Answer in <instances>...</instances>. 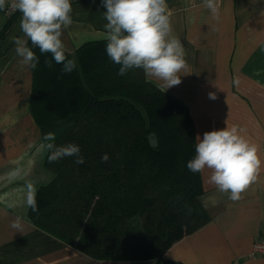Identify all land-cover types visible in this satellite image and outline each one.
I'll use <instances>...</instances> for the list:
<instances>
[{
  "label": "trees",
  "instance_id": "16d2710c",
  "mask_svg": "<svg viewBox=\"0 0 264 264\" xmlns=\"http://www.w3.org/2000/svg\"><path fill=\"white\" fill-rule=\"evenodd\" d=\"M26 46L39 58L31 68L30 113L48 147L44 166L54 175L30 203L31 223L96 260L181 264L163 255L210 220L199 201L200 173L187 168L196 145L187 108L142 69L118 75L106 39L65 51L76 62L71 73L30 40ZM72 144L84 163L75 155L55 158Z\"/></svg>",
  "mask_w": 264,
  "mask_h": 264
},
{
  "label": "crops",
  "instance_id": "0c3cea01",
  "mask_svg": "<svg viewBox=\"0 0 264 264\" xmlns=\"http://www.w3.org/2000/svg\"><path fill=\"white\" fill-rule=\"evenodd\" d=\"M166 2L169 38L180 40L187 67L181 83L167 90L161 81L145 74L146 79L187 108L195 140L238 126L259 146L264 161V0H217L218 16L202 0ZM105 11L102 0L72 3L73 23L61 36L66 52L105 39ZM20 19L18 12L7 26L0 10V264H156L93 259L29 220L38 188L54 175L44 166L48 147L30 113L31 68L15 50V38L27 41ZM200 176L199 201L210 220L175 242L163 258L181 264H264V258L248 256L254 238L264 239V164L239 201L209 183V170Z\"/></svg>",
  "mask_w": 264,
  "mask_h": 264
},
{
  "label": "clouds",
  "instance_id": "9594fccd",
  "mask_svg": "<svg viewBox=\"0 0 264 264\" xmlns=\"http://www.w3.org/2000/svg\"><path fill=\"white\" fill-rule=\"evenodd\" d=\"M106 11L105 52L108 58L120 65L118 75L129 70L142 69L146 75L162 82L169 89L181 83L180 73L186 69L184 47L180 40L169 38L170 15L166 0H102ZM213 16H218L217 0H202ZM6 0H0L3 10ZM14 7L21 13L20 30L41 54L50 53L52 60L63 65L64 73H71L76 62L67 58L61 39L62 30L73 23L71 0H15ZM16 53L22 65L35 69L39 58L26 46V40L15 38ZM51 67L52 61H46ZM234 84L238 85L239 80ZM209 98L216 99L215 93ZM238 126L224 127L197 135L195 155L187 162L193 173L210 171L209 183L231 201H239L242 194L256 180L264 161L259 146L242 133ZM75 155L76 163H84L80 147L72 144L57 150L55 158ZM109 159L107 154L102 162ZM214 203V198H208ZM34 207V205H33ZM13 227L19 228L14 222Z\"/></svg>",
  "mask_w": 264,
  "mask_h": 264
},
{
  "label": "built area",
  "instance_id": "2783aa9c",
  "mask_svg": "<svg viewBox=\"0 0 264 264\" xmlns=\"http://www.w3.org/2000/svg\"><path fill=\"white\" fill-rule=\"evenodd\" d=\"M88 1H94V0H71L72 3L77 2H88ZM15 0H6L5 8L2 10L3 15L7 20H10L13 18L19 11L14 7ZM249 258H264V239L255 237L250 252L248 254Z\"/></svg>",
  "mask_w": 264,
  "mask_h": 264
},
{
  "label": "water",
  "instance_id": "95a60500",
  "mask_svg": "<svg viewBox=\"0 0 264 264\" xmlns=\"http://www.w3.org/2000/svg\"><path fill=\"white\" fill-rule=\"evenodd\" d=\"M148 143L151 147H156L157 146V140L154 134H149L148 135Z\"/></svg>",
  "mask_w": 264,
  "mask_h": 264
},
{
  "label": "rangeland",
  "instance_id": "374dc122",
  "mask_svg": "<svg viewBox=\"0 0 264 264\" xmlns=\"http://www.w3.org/2000/svg\"><path fill=\"white\" fill-rule=\"evenodd\" d=\"M78 3H81V2H78Z\"/></svg>",
  "mask_w": 264,
  "mask_h": 264
}]
</instances>
